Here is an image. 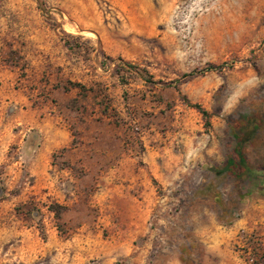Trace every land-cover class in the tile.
Listing matches in <instances>:
<instances>
[{
    "label": "rangeland",
    "instance_id": "rangeland-1",
    "mask_svg": "<svg viewBox=\"0 0 264 264\" xmlns=\"http://www.w3.org/2000/svg\"><path fill=\"white\" fill-rule=\"evenodd\" d=\"M0 264H264V0H0Z\"/></svg>",
    "mask_w": 264,
    "mask_h": 264
},
{
    "label": "crops",
    "instance_id": "crops-1",
    "mask_svg": "<svg viewBox=\"0 0 264 264\" xmlns=\"http://www.w3.org/2000/svg\"><path fill=\"white\" fill-rule=\"evenodd\" d=\"M66 140L64 141L65 143L67 142ZM75 150L76 149H73L71 151L76 152V155L79 156V154L77 153L78 151L77 150L75 151ZM51 152H52V150L47 151V150L40 149L35 155L36 163H39V164L43 163L45 165V167H46L47 163L49 161V158H51ZM81 152H82V154H84V151L81 150ZM87 153H88V151H87ZM91 154H93V155H114L113 153L105 152V151L103 153L101 150H93ZM76 155L74 153L71 154L72 157H70V160H71V164L72 165L75 164ZM51 168H52V165H51ZM68 168L69 169H67V168H64V169L59 168V169H57L55 167V171H57V174H59V175L62 174L61 176H64L65 173L68 174L67 172L71 171V169H72L71 165L68 166ZM105 168H106V170H108V172H110V179H109L110 182L109 183L112 184V187H109L108 185H105V188L113 189V190H116V191L117 190H121L122 186L118 184V183H120V182H118V181H120V175L118 173L123 172L122 170H124V165L114 164V165H110V166H107V167H101V165H98L96 167V170L103 171ZM57 174H55V177H52V178L48 176L47 180H48L49 184H54L52 182H54L56 180ZM70 179L71 180H75L73 175L70 177ZM120 229H122V228H120ZM124 230L127 231V229H122V230H119V231L123 232Z\"/></svg>",
    "mask_w": 264,
    "mask_h": 264
},
{
    "label": "trees",
    "instance_id": "trees-1",
    "mask_svg": "<svg viewBox=\"0 0 264 264\" xmlns=\"http://www.w3.org/2000/svg\"><path fill=\"white\" fill-rule=\"evenodd\" d=\"M133 68H135V65H132L130 63H123V64H119L116 66V72L117 74H120L121 71H123V73L120 75V80H122L123 82H126V73H129L131 71H133ZM137 73H140V71H136ZM74 86L79 87L80 90L84 89V85H82L81 83H72ZM189 102V101H188ZM192 106H194L199 112H201V114L203 115L204 119H205V124L206 127L208 128L210 126V121H209V113L207 110H205L200 104L198 103H190ZM247 123L248 124H252V129H251V133H255L256 130L259 128V123L258 124H254V120L252 118L247 119ZM235 137L237 139V148H236V152L238 153L239 159H240V163L239 162H235L234 160H228L227 162V168L228 171L233 174V175H237L239 170H241L243 167L246 166L245 163V158L243 156V145L245 143V138L240 136L239 134L235 133ZM246 169V168H245ZM247 170V169H246Z\"/></svg>",
    "mask_w": 264,
    "mask_h": 264
}]
</instances>
